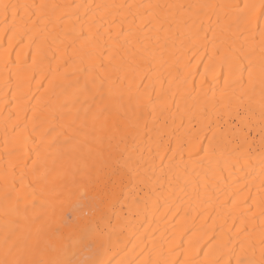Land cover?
Here are the masks:
<instances>
[{
	"label": "bare ground",
	"instance_id": "bare-ground-1",
	"mask_svg": "<svg viewBox=\"0 0 264 264\" xmlns=\"http://www.w3.org/2000/svg\"><path fill=\"white\" fill-rule=\"evenodd\" d=\"M244 2L0 0V4L79 5L48 8L35 25L26 18L14 24L11 14L5 23L0 13V252L5 232L16 227L12 217L4 215L3 174L6 169L15 171L19 183L20 146L26 145L23 159L30 166L35 159L34 140L49 126L46 118L53 111L57 116L52 126L57 129L62 124L71 125L81 139L91 129L86 110L92 101L74 89L77 75L72 63L73 42L89 30L115 37L121 27L127 32L132 25L140 30L120 51L127 75L123 88L131 86L134 93L138 90L150 95L151 103L145 107L138 135L128 141L142 181L125 189L112 217L113 224L119 217L117 250L124 249L129 259L169 264L173 260H199L204 264L219 260L224 264L230 258L235 264L240 243L251 239L256 243L255 257L259 258L262 217L257 202L264 190L258 164L254 169H241L232 146L214 154L201 150L208 148L204 137L209 120L213 127L224 130L243 127L234 108L229 112L212 103L213 91L219 97L228 75L227 65L212 55L216 16L209 19L187 7H141ZM252 2L260 4V0ZM205 34L207 41L203 39ZM145 73L147 78H143ZM79 83H84L82 75ZM260 100L258 89L250 100L245 99L255 113L249 132L254 147L260 143ZM39 122H43L41 127L34 131L33 124ZM70 149V143L63 145V159H57V164L73 162L75 154ZM58 156L52 149L49 164ZM249 208L256 213L254 218ZM241 228L248 231L237 235Z\"/></svg>",
	"mask_w": 264,
	"mask_h": 264
},
{
	"label": "snow or ice",
	"instance_id": "snow-or-ice-1",
	"mask_svg": "<svg viewBox=\"0 0 264 264\" xmlns=\"http://www.w3.org/2000/svg\"><path fill=\"white\" fill-rule=\"evenodd\" d=\"M73 7L78 8L79 5L3 3L0 4V13L5 23L11 14L14 24L17 19L24 21L26 18L35 25L46 15L48 8ZM141 7L160 10H183L187 7L189 10L197 9L209 19L212 15L216 16L217 31L213 33L212 55L227 65L228 75L224 77L219 97L213 91L212 103L213 107L219 105L229 112L234 108L243 127L224 130L213 127L209 120L204 137L208 140V148L201 150L214 154L232 146L236 164L241 169H254L258 164L261 189L264 190V0H260L259 5L246 0L243 4H149ZM139 30L129 25L125 32L121 27L115 37L111 33L102 36L98 31L93 33L89 30L73 42L72 63L77 75L74 89L78 95L92 101L86 110V120L91 121V129L83 139L71 125L62 124L57 129L52 126L57 116L53 111L46 118L49 126L40 132L38 140H34L35 159L30 166L23 159V147L26 145L20 146L18 158L22 166L19 183L15 171L6 169L3 174L4 215L12 217L11 222L16 227L5 232L0 264H169L167 261L129 259L124 249L117 250L120 244L119 217L115 224L112 221L117 204L125 196V189L134 182L142 181L128 141L138 135L151 97L138 90L134 93L131 86L123 88L127 75L124 58L120 55ZM203 39L207 41V34ZM81 75L83 85L79 83ZM143 78H147V73ZM257 89L261 97V135L259 146L254 147V139L249 137V132L255 113L245 99L250 100ZM33 119L37 118L34 116ZM41 123H34L33 130H38ZM69 143L75 159L70 164H57V159H63L60 150ZM52 149H56L59 156L52 159L50 165ZM257 208L262 217L259 258L255 257L256 243L248 239L240 243L235 264H264V191L260 194ZM249 212L254 218L256 213L251 208ZM247 231V228H241L237 235ZM170 264L204 262L173 260ZM214 264H221V261L217 260ZM224 264H233L232 259Z\"/></svg>",
	"mask_w": 264,
	"mask_h": 264
},
{
	"label": "rangeland",
	"instance_id": "rangeland-1",
	"mask_svg": "<svg viewBox=\"0 0 264 264\" xmlns=\"http://www.w3.org/2000/svg\"><path fill=\"white\" fill-rule=\"evenodd\" d=\"M235 122V120H233Z\"/></svg>",
	"mask_w": 264,
	"mask_h": 264
}]
</instances>
